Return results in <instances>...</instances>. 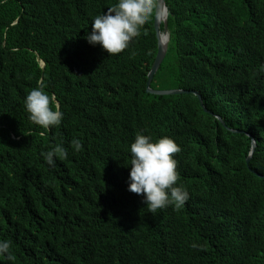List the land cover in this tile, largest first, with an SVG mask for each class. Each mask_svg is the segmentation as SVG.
<instances>
[{
	"label": "trees",
	"instance_id": "16d2710c",
	"mask_svg": "<svg viewBox=\"0 0 264 264\" xmlns=\"http://www.w3.org/2000/svg\"><path fill=\"white\" fill-rule=\"evenodd\" d=\"M115 2L0 0V264H264V0H164L150 87L185 93L163 96L154 17L115 55L83 38ZM41 80L63 112L47 130L23 105ZM137 132L180 146L181 208L127 190Z\"/></svg>",
	"mask_w": 264,
	"mask_h": 264
},
{
	"label": "clouds",
	"instance_id": "9594fccd",
	"mask_svg": "<svg viewBox=\"0 0 264 264\" xmlns=\"http://www.w3.org/2000/svg\"><path fill=\"white\" fill-rule=\"evenodd\" d=\"M155 9L156 0H116L111 7L93 17L91 30L87 31L83 38L91 46L99 45L109 55L118 54L128 48L129 43L141 34L143 25L154 17ZM160 17L161 12L158 13V19ZM160 24H163L162 20H159V31ZM167 35L169 42L168 32ZM41 63L43 62L41 61L40 65ZM261 69L264 70V65H261ZM23 105L28 119L33 124L45 130L61 124L63 112L57 103L56 106L52 104L51 96L45 91L44 81H37V86L24 97ZM217 118L222 123L219 117ZM70 143L74 150L81 149L78 139L73 138ZM128 151L131 157L127 190L142 195V203L150 213L170 205L177 209L185 205L189 193L182 184L177 183L180 174L177 171V160L174 158V154L179 153L181 148L171 137L161 136L153 139L151 135L137 132ZM41 155L47 165L54 166L56 157L65 159L68 153L62 146H57ZM249 156L250 158L252 156L250 152ZM10 245L9 240H0V257L13 259ZM191 247L197 248L198 245L192 244Z\"/></svg>",
	"mask_w": 264,
	"mask_h": 264
},
{
	"label": "water",
	"instance_id": "95a60500",
	"mask_svg": "<svg viewBox=\"0 0 264 264\" xmlns=\"http://www.w3.org/2000/svg\"><path fill=\"white\" fill-rule=\"evenodd\" d=\"M161 12V15L164 17V20L162 19V23H163V32L161 33L159 31V20H161L160 18L158 19V13ZM166 15H167V11H166V6H165V2L164 0H156V9H155V15H154V21H153V28H154V32H155V37L157 39V52H156V56L155 59L152 63V66L147 74V82H146V92L149 94H153V95H158V96H163V95H179V94H183L185 93L182 90H155V89H151L150 88V83L153 79V76L155 75V73L158 71L159 66L165 56L166 53V49H167V43L168 41H164V37L168 36L167 35V30H166ZM168 39V37H167ZM41 66H43V63H41ZM195 96L196 94L193 93ZM199 102H201V99L197 96ZM254 148H255V144L252 143V147L250 150V155H252V153L254 152ZM250 159V156L247 158V161Z\"/></svg>",
	"mask_w": 264,
	"mask_h": 264
},
{
	"label": "bare ground",
	"instance_id": "6f19581e",
	"mask_svg": "<svg viewBox=\"0 0 264 264\" xmlns=\"http://www.w3.org/2000/svg\"><path fill=\"white\" fill-rule=\"evenodd\" d=\"M160 19L162 20V19H164V17L161 15ZM167 37L166 36L164 37V41H168Z\"/></svg>",
	"mask_w": 264,
	"mask_h": 264
}]
</instances>
